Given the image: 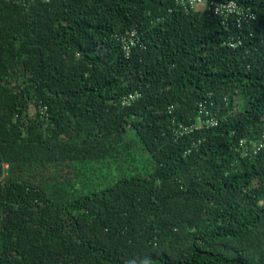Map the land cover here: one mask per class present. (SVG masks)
Instances as JSON below:
<instances>
[{"label": "trees", "instance_id": "16d2710c", "mask_svg": "<svg viewBox=\"0 0 264 264\" xmlns=\"http://www.w3.org/2000/svg\"><path fill=\"white\" fill-rule=\"evenodd\" d=\"M0 264H264V0H0Z\"/></svg>", "mask_w": 264, "mask_h": 264}, {"label": "rangeland", "instance_id": "374dc122", "mask_svg": "<svg viewBox=\"0 0 264 264\" xmlns=\"http://www.w3.org/2000/svg\"><path fill=\"white\" fill-rule=\"evenodd\" d=\"M234 44H231L230 46L233 48ZM121 48L123 53L126 55V58H129L133 55L134 49L139 48V43L137 38L131 37V33L128 38H124L121 42ZM141 97V94L136 97L138 100ZM181 130L178 128V131Z\"/></svg>", "mask_w": 264, "mask_h": 264}, {"label": "built area", "instance_id": "2783aa9c", "mask_svg": "<svg viewBox=\"0 0 264 264\" xmlns=\"http://www.w3.org/2000/svg\"><path fill=\"white\" fill-rule=\"evenodd\" d=\"M136 36H137V32L136 31L131 33V37L136 38ZM138 43H139V40H138ZM136 97L137 96L135 94H130L129 96L125 97V99L123 101H124V103H129L132 100L136 99ZM188 130H189V128H186L185 130H182V133H184L185 131H188Z\"/></svg>", "mask_w": 264, "mask_h": 264}]
</instances>
